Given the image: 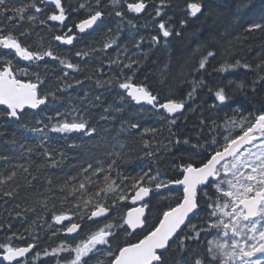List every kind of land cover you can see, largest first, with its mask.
<instances>
[{
  "label": "snow or ice",
  "instance_id": "1",
  "mask_svg": "<svg viewBox=\"0 0 264 264\" xmlns=\"http://www.w3.org/2000/svg\"><path fill=\"white\" fill-rule=\"evenodd\" d=\"M173 3L85 0L72 6L65 0H0V48L11 50L0 52V124L12 126V138L5 142L14 146L15 154L0 155L4 162L0 166V201L12 206L9 216L14 212L21 225L28 222L29 213L34 216L22 232L13 231L11 222H0V231L11 233L0 243L2 261L30 264V258L36 261L43 255L53 258L54 264H264V39L254 63L247 58L252 45L245 43L264 38V0L259 4L253 0H183L176 8ZM82 9L86 17L70 20ZM126 13L136 14L133 19L140 14L149 17L142 27L154 28L155 34L146 40L129 32L121 43V25L126 22L137 28ZM225 13L227 22L218 27ZM113 15L120 20L116 34L107 36L100 49L75 52L81 58L93 52L106 55L116 46L115 59L107 58L111 74L105 73L104 67L89 74L87 67L55 55L50 45L43 51L32 50L21 41L30 35L29 29L17 33L25 20L41 25L58 22L67 32L53 39L73 45L77 34L91 36L105 24L106 16ZM193 21L201 22L198 31L202 39L186 56H178L172 41H183ZM73 28L77 34H72ZM238 31L241 34L234 36ZM128 43L135 52L130 54ZM156 51L163 54V60L159 56L152 59ZM46 57L77 73L84 72V79H75V85L94 81L97 89L113 93L114 101L106 106L101 101L107 97L102 95L84 93L83 101L90 108L101 109L99 121L119 122L116 136L108 140L109 129L98 131L89 117L90 108L72 106L64 112L57 108L54 116L47 115L58 93L62 95L74 85L65 80L69 74L61 69L55 90L45 91L47 72L42 79L38 62ZM20 61L28 64L21 66ZM149 63L154 65L152 70L145 68ZM43 67L47 70V62ZM238 71H244V76H237ZM213 74L218 79L209 84L205 77L212 79ZM150 79L164 85L166 93L151 85ZM205 89L218 102L211 105L213 109H230L222 121L205 118L200 112L203 105L197 102L198 90ZM237 94L243 96L244 103L237 102ZM132 109L153 112L164 121L167 143L156 141L154 145L163 129L132 120L128 115ZM29 112L35 121L31 125L25 120ZM197 112L200 116L193 131L182 132L177 121L186 122L188 113ZM5 131L7 128L0 130V137ZM51 133L62 134L64 139L79 133L80 142L73 141L68 145L71 149L85 148V137L89 141L100 137L105 150L102 156H95L89 148L92 159L78 162L73 171L54 182L53 170L62 171L66 153L53 146ZM120 133L139 134L143 147L151 149L144 153L151 163L138 165V170L133 169L135 175L121 172L124 161L116 149L123 150L126 144L118 139ZM84 155L78 153L81 158ZM13 159L22 162L12 163ZM21 188L31 193L24 197L23 206L16 203ZM57 199L62 209L59 213L54 211ZM127 201L130 204L124 203ZM65 204L71 207L63 209ZM48 220L61 225L51 235L75 234L72 239L88 223L102 222L103 226L75 245L65 238L50 251H37V228H51Z\"/></svg>",
  "mask_w": 264,
  "mask_h": 264
},
{
  "label": "trees",
  "instance_id": "2",
  "mask_svg": "<svg viewBox=\"0 0 264 264\" xmlns=\"http://www.w3.org/2000/svg\"><path fill=\"white\" fill-rule=\"evenodd\" d=\"M131 1L132 0H129V2H131ZM81 2H85V0H65V3L72 5V6H77ZM105 2H106V0H105ZM157 2H158V0H157ZM220 2H221V0H217V3H220ZM253 2H255L256 4H259V0H253ZM93 3H94V0H93ZM182 4H183V0H174L173 6H174V8H176L175 7L176 5H182ZM176 10L178 11V8ZM46 11H47V9H46ZM105 11L107 12V11H109V9L106 8ZM37 15H40V14H37ZM86 16H87V12L82 9V10H80L79 13H73V15L70 17V20H76V22H78L79 18H83ZM126 18L127 19H133L132 17L129 16L128 13H126ZM41 19H43V16H41ZM227 19H228L227 13H225L224 19H222L220 21V24L217 26L221 27L222 25H224L227 22ZM140 22H141V24H140ZM66 23H69V22L67 21ZM119 23H120L119 18L115 17L114 15L113 16H106L105 17V24L101 25L100 32L97 34V36H99V34L101 32H103V33L105 32V39H106L107 36H111V35L116 34L117 24H119ZM133 23H135L137 25V28H135V29L130 28V26H128L126 22L123 25H121L122 33L119 34L121 43L126 42L124 40V35L129 33V32L137 33L138 37L140 35L144 36L147 31L153 32V35L155 34V29L151 28V27H148V30H143V31L137 30V29H139V27H142V25H144L147 22L142 21V20H134L133 19ZM69 26H71V24H69ZM200 27H201L200 21H193L189 25L188 30L184 33L183 41H175V40L172 41V45L174 48H176L178 56H186L188 54L187 51H190L191 49L195 48L197 42L202 39L200 31H198V29ZM108 28H111L113 30L112 33L107 32ZM25 29H29L30 35L27 37H21V41H22V43L29 45L32 50L43 51L46 47H48L50 45L51 49L55 55L59 56L61 59L66 58L67 60L71 61L74 64H80L81 68L87 67V69L89 70V74H90L91 70H94L96 67H104L105 73L111 74L109 72V69L107 66V58L111 57V58L115 59L116 52H114V51L116 49V46H113L112 49H108L106 55L104 53H101V52H93L90 56L83 57V58L77 57L75 55L76 51L88 50L90 48L100 49L103 46V42H104L103 38H101L100 41L86 40V37L83 36L82 39L79 38L78 42H76L74 44V46L66 48V47H60L56 43V41L53 39L54 35L63 34V32L67 30L65 28H62L58 24H55L51 21L48 23V25H41V24H39L38 21L30 24L27 20H25V21L21 22V27L17 29V33L19 31H23ZM150 29H151V31H150ZM240 34H241L240 31H238L234 34V36L240 35ZM262 39H264V38L256 37V38L252 39L251 42L250 41L245 42V43H251V45H252V52L247 57L250 62L254 63L259 58L258 54L260 52V43H261ZM96 43H100V44L97 45ZM237 44H239V41H237ZM128 47L130 49V54H131V52H135V49L132 48L131 43H128ZM65 48L68 50L67 53L66 52L64 53ZM157 56H159L161 58V60L164 59L163 54L159 51H156L153 53L152 59H155ZM48 59H49L48 57H46V59H45L47 64H48L47 70H45L43 67V65L45 63L40 64L41 65L40 72L42 74L41 78L42 79L45 78L44 73L46 71L47 72V79L49 81V83L47 84V87L45 88V91L55 90L56 84L58 83V78L63 74L61 69L63 70V72H67L69 74L67 77H65V80L68 83H72L74 85L73 88L68 89L62 95L58 93L59 98L55 102L49 104V108L47 111L48 116H54L55 115L54 110L57 108L61 112H64L66 109H68L70 111L72 106H75L77 108H81V107L90 108L87 101H83V94L84 93H88L90 97H94L95 95H102V97H107L106 100L102 99V101H101V103L104 104L105 106L108 103H111L114 101L115 97H114L113 93L108 92L105 89H97L95 87L94 81L85 80L83 85H75V82H74L75 79H84V75H85L84 72H80V73H77L75 71H69L68 72V70H66L64 68V66L59 64L57 61L48 60ZM121 59H123V57H121ZM84 60L88 61L87 66H85ZM102 61H103V63H102ZM145 68L147 70H152L154 68V65L149 63L145 66ZM138 75H140L142 78V73L138 74ZM223 75L226 76L227 74H223ZM236 75L239 77H243L244 71H238ZM103 78L106 79L107 76H105ZM233 78H235V77H233ZM248 78H250V75ZM25 79H27V77H25ZM205 79H208L209 84H212L213 79H218V78L215 76V74H213L212 79H209L208 77H205ZM149 83L151 85H153L155 88H157L158 90H160L162 92V94L166 93L167 90L165 89L164 85H160L158 83L156 84L155 79H150ZM165 84H167V81L165 82ZM184 87L186 88L187 85H185ZM235 99L237 100L238 103H244L245 102L243 96H241L239 94H237ZM197 102L203 105L200 112H202V114L205 118L217 117L218 120L222 121L223 116L226 113L230 112V109L227 107H225L222 111L219 109H213L211 107V105L213 103H218V102L214 100L212 94L207 92L206 89L205 90H198ZM193 107H195V105H193ZM257 107H259V105H257ZM100 112H101V109L99 107H91L90 111H89V117L91 119V122L94 125H96L98 131H100L102 128H107L110 130L109 133L107 134V138H108V140H111L112 137L116 136L118 133L119 122H116L115 125H113L112 122L105 123L103 121H99ZM200 112L188 113L187 114V116H188L187 121L185 122L182 120H178L177 121V127L182 132L187 131L190 133L191 131H193V126L198 122ZM128 115L134 121L139 120L144 126H155L158 128L162 127V129H163L162 132L156 137L155 141H153V144L155 145L156 141H163L164 144L167 143V137H168L169 133L167 131V128L164 127L165 122L160 121L158 119L159 117L156 114H154L153 112L147 111V110L140 112L137 109H132L128 113ZM25 120L30 125L32 123H34L35 121L33 118V113L29 112L28 115L25 117ZM185 123L187 124V128H185ZM209 125H210V122H209ZM4 128H7V131H5V135L3 137H0V155L14 156L15 154L12 151L14 146L10 143L5 142V141L11 140V138H12L11 137V132L13 130L12 126L0 124V130H3ZM139 131L140 130H137V133H139ZM173 131H176V129H173ZM206 132H207V129H206ZM50 135L53 137V140H52L53 146L66 153V159H65L62 171L61 170H53L52 175H53L54 182L57 181V179H62L64 177V173L73 171L74 168L76 166H78V162H83L84 159H92V155L102 156L103 152L105 150V145L101 142L100 137H96V139L92 140V141H89L85 137L84 138L85 148H83V149H79V148L78 149H71L68 147V145H70L73 141H76L77 143H79V141H78L80 139L79 133L71 134V138H69V139L62 138V134H58V133H51ZM148 138L149 137L145 136V139H148ZM118 139H120L121 141H123L126 144V147L123 150H121L118 147L116 149L117 151H121V154L123 157L124 163L121 166V172L124 175H135V172L133 171L134 168H137L138 165H144L145 167H147L151 163L150 158L145 157V155H144L145 152H147L151 149L143 147L139 134L120 133L118 136ZM112 142L115 143V141H112ZM161 147H162V145H161ZM89 148H92V150H93L92 155L88 154ZM81 152L85 153L83 158L78 156V153H81ZM160 154L162 156H165V158H167V156H168V154L164 153L163 151H161ZM72 156H74V158ZM34 158L37 160L41 159L39 157H34ZM19 162H22V161H18L16 159L12 160V163H19ZM3 164H4V162L0 161V166H3ZM161 164L163 165V161H161ZM137 170H138V168H137ZM169 175H172V174L169 173ZM21 183H23V181H21ZM38 187L41 188V191L43 190L42 185H38ZM26 195H28L30 197L31 193L26 192V190L24 188H21V199L16 201V203H21L23 206L25 203L24 197ZM27 202L31 203V199H29ZM54 202L56 203V209L54 211L56 213H59L62 210L60 201L57 199ZM124 203L130 204V201H127ZM154 203H159L161 207L163 206V204L160 202L154 201ZM49 206L51 207V201H50ZM70 207H71L70 204L63 205V209H68ZM6 209H7V211H6ZM37 211L39 212L40 209L38 208ZM123 211H126V209H123ZM9 212H12V206L11 205H4L3 202L0 201V222H3L5 224L8 222H11L13 224V231L18 230V231L22 232L24 227H28V224H30L32 219H34V216L31 213H29L28 214V222L21 225V223L18 222V219L15 216V213L13 212L12 216L10 217ZM69 214H71V213H69ZM46 218H47V215H46ZM48 224H51L52 227L49 228L47 225H44L43 228H37V234L40 237L37 251L42 252L43 249H45V248H47L50 251L51 248L56 247L57 244H59L61 242V240L65 239V237L63 236L62 233L60 235H57V236L51 235V233L53 231H56L61 226L56 225L54 223V221H52V220H48ZM102 226H103L102 222L97 223V224L88 223L87 226L84 227V229L81 232V234L79 235V237L76 238L77 240L66 238L67 242L75 245V242L79 241V239H84L87 234H89L92 231H95L96 228L102 227ZM9 235H11L10 232L0 231V243H4L6 241L7 236H9ZM25 235H28V233H25ZM201 242L203 243V234H202V241ZM16 243H19V242L16 241ZM42 262H46V264H54V260L51 257H44L43 255H41L40 259L36 260V261H32L30 258V264H42ZM0 264H4V263L0 260Z\"/></svg>",
  "mask_w": 264,
  "mask_h": 264
},
{
  "label": "flooded vegetation",
  "instance_id": "3",
  "mask_svg": "<svg viewBox=\"0 0 264 264\" xmlns=\"http://www.w3.org/2000/svg\"><path fill=\"white\" fill-rule=\"evenodd\" d=\"M132 2V1H131ZM149 11H151V9H149ZM129 14V16L130 17H132V18H134L136 15L134 14V13H128ZM134 20H142V21H145V22H149V17H147V16H144L143 14H140V17L139 18H137V19H134ZM140 24H141V22H140ZM152 28V27H151ZM102 30V29H101ZM137 30H139V31H143V30H148V28H145V27H139V29H137ZM136 30V31H137ZM150 31H151V29H150ZM65 32H67V30L66 31H64L63 33H65ZM100 32V29L97 31V32H95V33H93L91 36H87V35H79V34H77V29H74L73 28V33L72 34H77V40H75L74 41V43H73V45H65V44H62V43H60L59 41H56V43L60 46V47H66V48H68V47H71V46H74V44L76 43V42H78V40H79V38L81 37V36H85L86 37V40H97V41H100L101 40V38H103V40H105V32L103 33V32H101L100 34H99V36H97V34ZM150 35H153V32H146L145 33V35H144V37H145V39L147 40V39H149L150 38ZM97 45L98 44H100V43H96ZM65 48V50H64V53L66 52L67 53V49ZM0 52H3V53H7L8 51H5L4 49H2V48H0ZM10 58V57H9ZM14 60L16 59L15 57H12ZM46 59V58H45ZM48 60H51V58H49ZM46 62V60L45 61H40V62H38L39 63V65L40 64H43V63H45ZM20 64H21V66H25L23 63H22V61L20 62ZM41 66V65H40ZM40 69L41 68H39V71H40ZM0 108H2V107H0Z\"/></svg>",
  "mask_w": 264,
  "mask_h": 264
},
{
  "label": "bare ground",
  "instance_id": "4",
  "mask_svg": "<svg viewBox=\"0 0 264 264\" xmlns=\"http://www.w3.org/2000/svg\"><path fill=\"white\" fill-rule=\"evenodd\" d=\"M255 3V2H254ZM174 7V6H173ZM176 7V6H175ZM136 15V14H135ZM193 26V25H192ZM251 42V41H250ZM61 43V42H60ZM187 52H189V51H187ZM256 53V52H255ZM157 84V83H156ZM162 111V110H161ZM209 114V113H208ZM157 117V116H156ZM159 119V118H158ZM162 128V127H161ZM156 143V142H155ZM132 153V152H131ZM73 158H74V156H72ZM79 161V160H78ZM65 223H67V222H65ZM91 224V223H90ZM58 226H61V225H58Z\"/></svg>",
  "mask_w": 264,
  "mask_h": 264
},
{
  "label": "water",
  "instance_id": "5",
  "mask_svg": "<svg viewBox=\"0 0 264 264\" xmlns=\"http://www.w3.org/2000/svg\"><path fill=\"white\" fill-rule=\"evenodd\" d=\"M55 23H58V22H55ZM175 189V188H174ZM166 191V190H165ZM65 235V234H64ZM72 235H75V234H69L67 236H72ZM2 258V257H1ZM6 262V261H5ZM7 263V262H6Z\"/></svg>",
  "mask_w": 264,
  "mask_h": 264
},
{
  "label": "rangeland",
  "instance_id": "6",
  "mask_svg": "<svg viewBox=\"0 0 264 264\" xmlns=\"http://www.w3.org/2000/svg\"><path fill=\"white\" fill-rule=\"evenodd\" d=\"M78 141L80 142V139Z\"/></svg>",
  "mask_w": 264,
  "mask_h": 264
}]
</instances>
